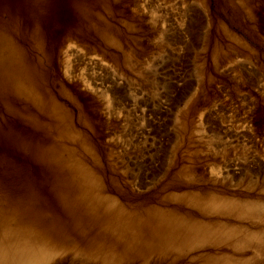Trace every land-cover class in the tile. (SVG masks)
I'll return each mask as SVG.
<instances>
[{
	"label": "rangeland",
	"instance_id": "1",
	"mask_svg": "<svg viewBox=\"0 0 264 264\" xmlns=\"http://www.w3.org/2000/svg\"><path fill=\"white\" fill-rule=\"evenodd\" d=\"M210 197L237 205L205 210ZM258 206L264 0H0V244L71 247L50 264L113 262L97 251L112 264H264ZM163 213L229 229L163 245L141 226L160 245L126 242L134 218Z\"/></svg>",
	"mask_w": 264,
	"mask_h": 264
},
{
	"label": "bare ground",
	"instance_id": "2",
	"mask_svg": "<svg viewBox=\"0 0 264 264\" xmlns=\"http://www.w3.org/2000/svg\"><path fill=\"white\" fill-rule=\"evenodd\" d=\"M69 186L71 187L72 184H70ZM208 199H209V202H205L204 204L202 203L203 204L202 205V208H204L205 210H210L212 208H219V209L220 208L221 209L223 208L224 210L232 211L234 209V207L237 205V204L235 205L234 203L217 201L218 200L217 198L211 199V197H210ZM116 200L117 199H115L114 202H117L118 203L119 200L118 201H116ZM104 202L106 204V207L112 208V211H114L116 213L118 212L117 210L123 211L121 209V207L119 205L115 204L114 202L113 203L111 201L110 202L104 201ZM230 202H232V201H230ZM120 204H123V202L122 203L120 202ZM144 207H146V206H144ZM254 207H256V206H254ZM124 208H126V207H124ZM147 208H148V210H150L149 207H147ZM257 208H264V206H260V207L258 206ZM244 209H245V207H244ZM90 213H91V211H88L87 210V211L84 212V215L85 216H88L89 215L88 217L90 218L91 217V214ZM147 213H148V211H147ZM123 218H125V219H123ZM140 218H141V216H140ZM108 220L109 221H105L104 222L105 224L108 223L107 224V227L108 228L114 229L115 227L117 228V226H120L123 223H125V225H123L121 227L126 230V223H127V218L126 217H122V215L120 217L119 216L112 215L111 217H109ZM99 221H100V219H99ZM150 222L151 223H148L147 222L145 224L140 219H138L137 217L134 218L133 221L130 222V225H128L129 229L131 230V233L129 234V238L126 240V242L129 245H149L151 248H153L155 245H160V244H158V242H155L153 240V238L146 239L145 238V233L143 231L141 232V230H140V227L141 226H143V230H145L144 227H146V229H148V226H151V230H160L161 232H160L159 235L157 234L158 235L157 236V239L160 240V241L161 240H166L167 242L164 243L163 245H168V244L174 245L175 242L177 241V239L180 237V235L188 234V237H190L191 240H193V241H202L207 236L209 237V234L212 235L217 230H221L223 228L229 229L228 228V223H225V222L224 223H220V222L218 223L217 222V224H219V225L216 226L217 225L216 224L215 227H212L213 222L216 223L215 221H213L212 223L210 221L209 222L208 221L206 222V221H203V220H200V219H196L194 217L192 218V217L186 216V215H184V213H183V215L182 214H174V213H171V214H169V213L168 214H164L163 213V214H160L158 216H154V217L152 216ZM132 225H134V226L132 227ZM126 232H127V230H126ZM135 235H140V236H135ZM133 236H135V237H133ZM116 238H117V234L113 237V239H116ZM2 239H3V237H2ZM36 241H38V240H36L34 238H30V237H24L23 239H13V238L12 239H8L5 242L1 243L0 244V264H50V262H53L52 259L54 260V258L56 256L65 254L66 252H68V251L71 250L70 249L71 247L70 248H66V247L61 246V245H58V244L52 245L49 242H46L45 244H42V243L36 242ZM121 242H122V240L119 243H121ZM195 244H196V242H195ZM199 244H201V243H199ZM185 247H187V245ZM75 248L74 249L72 248V250H74V252H76L77 255L81 254V256H86V257L88 256L89 257L90 253L88 251L84 250L83 247H80V249H75ZM187 250H188V248H187ZM164 252H167V251H164ZM170 252L171 253H175V252H172V251H170ZM66 255H67V253H66ZM94 255L96 257H99V258H103L104 257L103 260H105V261H109V262L110 261L111 262L112 261L114 262L115 260L118 261V257L116 256V254H113V252H110L108 256H106V255H103L102 256L101 252L98 253V251H97ZM135 258H137V257H135ZM94 262H96V264H97V261L96 260H94ZM101 262H98V263H101ZM93 264H95V263H93ZM101 264H105V263H101Z\"/></svg>",
	"mask_w": 264,
	"mask_h": 264
},
{
	"label": "crops",
	"instance_id": "3",
	"mask_svg": "<svg viewBox=\"0 0 264 264\" xmlns=\"http://www.w3.org/2000/svg\"><path fill=\"white\" fill-rule=\"evenodd\" d=\"M126 12H128V11H126ZM124 19H127V18L124 17Z\"/></svg>",
	"mask_w": 264,
	"mask_h": 264
}]
</instances>
